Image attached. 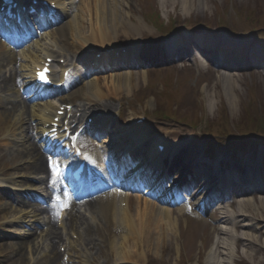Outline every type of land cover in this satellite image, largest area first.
I'll return each mask as SVG.
<instances>
[{
    "label": "bare ground",
    "instance_id": "6f19581e",
    "mask_svg": "<svg viewBox=\"0 0 264 264\" xmlns=\"http://www.w3.org/2000/svg\"><path fill=\"white\" fill-rule=\"evenodd\" d=\"M60 4L61 10L59 11L62 15V19L69 18V21L66 24H62L58 26L53 33H49L48 35L53 37L55 34H59L60 39H65L62 41H65L66 43H81L83 42L80 39L81 33L84 30V14L85 12H89L88 5L86 4L87 8L85 9L82 7V5L76 2V0H57ZM89 1V0H88ZM94 7V22L96 28L91 29V40L95 43H98L101 46H107L108 41L112 34L120 35L118 32L120 29L124 28L126 25L128 26V21L131 19V11H129L131 7L132 0H90ZM146 1V0H145ZM163 3V6L171 4H179L181 7V11H189L191 9L198 8L203 9L204 8V0H159ZM84 6V5H83ZM79 8V12L77 13L76 10ZM121 8L124 9V14H120ZM126 9V12H125ZM83 10V11H82ZM86 14V23L88 25ZM61 19V20H62ZM142 19L140 20V23L142 24ZM141 27H144L140 25ZM68 30H70L71 36L68 34ZM139 28L136 27V30ZM129 31V30H128ZM131 32V31H130ZM128 32V34H130ZM127 33V32H125ZM108 35L109 39L105 37V35ZM70 37H72L73 41H70ZM78 40V41H76ZM212 45L207 53L211 54L213 52H216L217 47H214L213 44L218 46V41H210L208 40ZM8 45L0 42V62L3 57H6L10 60V62L13 60V55H5L8 52ZM148 52L154 53V50H148ZM138 57L143 58V54L139 52ZM15 59V58H14ZM212 60H214L213 56L211 57ZM128 64H124V66H127ZM242 66V64L238 62H230V58H227V64L224 66L228 71L233 72L232 74H229L227 72H223L221 74V79L223 77V84L225 86L226 91L229 93V101L233 103L232 98V92L237 93L239 90L237 89V82L240 80L239 77L235 74V70L239 69ZM225 69V70H226ZM135 74L133 71L127 70V71H120V72H113L112 74H109V76H99V75H93L88 78H85L83 80L84 87H83V93L80 96L82 99L86 100H92L94 102H97L98 100L104 99L106 93L102 91V89H99L101 86H99L101 80L104 81V84L106 86H109L112 84L114 86L115 91L116 89H120L124 82H126V85L131 82L132 79H134ZM145 73L137 74V79H143L145 78ZM15 82V80H14ZM13 83L10 81V79H7L6 77L0 76V92H5L7 90H10L13 88ZM90 90V91H89ZM94 90V91H92ZM231 91V92H230ZM76 92H71L70 95L66 97L72 98L75 97ZM234 95V94H233ZM212 104L215 102V95L210 96ZM76 98V97H75ZM67 102V101H63ZM46 104V103H45ZM51 103H47L46 105L49 106ZM5 105H8L9 108H5ZM233 105V104H232ZM29 105L26 102H22L17 100L15 97L14 99L10 98H0V126L5 127L8 125V123H11V119L13 118V115L18 117L19 122L21 123V127L23 129V132H27L29 129V122L26 121V115L29 111ZM107 109H110L108 106ZM17 119V118H14ZM130 121H132L130 119ZM129 121V122H130ZM12 123L10 124V126ZM132 126V124L130 123ZM123 126L120 130H118L116 133H114L115 137L120 138V142L122 144H114L111 145L108 144V139H103L101 143L100 150L98 151L97 157L98 160L96 161L95 167L98 166L100 170L103 171L104 177L108 180H111L110 177L114 174V168H111L110 171H108L107 166V159L106 155L109 152L108 149L118 148L119 150L124 149L126 146L128 147H138L137 144H133V141L129 138V135L124 133L128 126ZM142 126V128L145 127ZM119 125H117L118 127ZM136 127V126H135ZM120 126L118 127V129ZM138 129L135 133L137 136V139L139 140H151L153 139L155 134H151V132L141 129L140 126H138ZM183 129L181 127H178V129H167L168 132L166 133H175L178 135V131ZM166 133H163L164 135L159 136L161 138H164L167 141L168 145V151L163 154V156L166 155V160L168 163L173 162L171 165V169L174 170L176 164H179L182 161V150H184L188 146V141L184 140V138L180 139L179 136L174 137H168ZM151 135V136H150ZM29 141V142H28ZM8 142L6 140L0 141V147L7 146ZM139 145V144H138ZM120 147V148H119ZM12 152L24 154L27 157L33 158L34 162L31 166L28 168L32 170L35 173H46L48 172L47 166L44 163V153L41 148V146H37L36 143L31 139L27 138V140L21 144L19 143H13L11 146ZM107 150V151H106ZM23 157V155L21 156ZM20 157V158H21ZM109 158V156H108ZM162 157H155L154 161L155 163H161ZM242 168V167H241ZM136 167L134 169L137 170ZM165 169V168H163ZM208 171V170H207ZM209 174L206 176V182L203 183H210L216 181V178L219 177V174L217 173V169L210 170L208 172ZM184 173H182V176ZM129 175L128 177H130ZM163 176V173H162ZM27 183V182H26ZM174 183H176L174 181ZM181 183V182H180ZM29 184V183H27ZM238 184V182H237ZM235 186H238V185ZM31 185V184H29ZM212 187V186H211ZM171 185L169 186V189H171ZM196 188V197L199 195L200 192L201 197L204 198V194L206 192V188L199 185V183L195 186ZM207 188H210L209 186ZM156 186L152 190H155ZM205 189V191H204ZM198 190V193H197ZM254 191H256L254 189ZM252 192H248L246 189L241 190L238 195H226L222 197V200L227 198L231 201V204H227L225 206L221 207V213L222 217L220 220V225L222 231L220 232V235L217 239V245L216 249L213 253L210 252V254L207 257L206 264H223L225 260H227V263H231L232 255H233V245L238 244L240 241H242V246L244 248L245 253L250 258H254L256 253L260 250H264V240H261V236L259 234L264 233V224H261L260 226L259 221L261 219H255L251 212H261L264 205V188L261 190H258V193H260V197L255 199L254 195H251ZM120 190L115 189L113 190L109 196L108 194H105L98 198L99 201L103 203V206L101 207V211L107 213L108 211L111 214L112 219L115 223H117L119 226H123V233L119 236V238L113 239V250L115 252L116 258L118 260V263H128L129 255H130V243L132 238L133 241L135 239L139 238H152V242L158 244L156 245L159 248V245L166 243L168 240V236L170 232L168 231V227L171 228V231L176 235L179 236V216L183 214L184 210L181 208L171 209L167 207H163L162 203H159L158 200L161 199H150L149 197H142L137 196L136 198V205L138 207L136 214H132V201L131 198L129 201V208L131 212V232L130 234H127L124 230V221L122 218V209H121V200L123 199L121 196H118ZM171 195H173V192L169 191ZM204 193V194H203ZM246 193H249L250 195H246ZM199 198V199H200ZM24 204L30 205V201L22 199L19 200ZM162 201V200H161ZM232 202H235L238 205V209L234 211L232 209ZM92 203V202H90ZM231 208V209H230ZM45 210V209H43ZM255 214V213H253ZM136 216V217H135ZM168 220V221H167ZM77 224L80 225V227L84 228L87 231H92V227L89 224L85 225L84 218L76 219L75 221ZM242 222L241 224H239ZM264 222V221H263ZM48 234V233H47ZM60 235L59 232H56L55 228H52L49 232V236L51 239L58 237ZM89 235V234H87ZM132 237V238H131ZM50 260L53 261V264H56L59 260V254L56 253L55 245L50 246ZM127 257V258H125ZM228 258V259H227Z\"/></svg>",
    "mask_w": 264,
    "mask_h": 264
},
{
    "label": "rangeland",
    "instance_id": "374dc122",
    "mask_svg": "<svg viewBox=\"0 0 264 264\" xmlns=\"http://www.w3.org/2000/svg\"><path fill=\"white\" fill-rule=\"evenodd\" d=\"M157 1H158V4H160L159 0H157ZM212 1H213V3H212ZM226 1L227 0H209L207 3L206 12H199L198 10H193V12L191 14L192 15L195 14L196 17H205V16L214 17L217 14V12H219V8L221 9V8H224L227 5H229L230 13H232V15H234L235 8L241 9L243 7L253 6V4L255 6V5H257L258 1H260L264 4V0H234V4L232 6H230V4H228ZM83 3H84V6L82 5V7H84L86 9L87 8V6H86L87 0L84 1ZM142 4H143V1L141 0V5ZM88 6H89V4H88ZM139 6L140 5H139L138 0H133V8L135 10L140 11ZM160 6H161V4H160ZM167 9L169 11L173 10L174 9L173 4L169 3ZM78 12H79V9H78ZM176 12H179V10H176ZM86 14L87 13L85 12L84 24H86ZM172 70L177 72L181 79H183V77L189 78V81H187L186 88L189 91H191L192 94L193 93L195 94V96L193 95L194 99L199 97V95L201 96V98L203 97L202 89L204 88V86H206V83L197 81V78L194 75H192L193 71L190 68H186L184 70H179V69L174 67ZM239 73L241 75L240 78L242 80H241L240 85H239V92H237L236 94L233 92L231 93L232 98H233V103L229 101V93L227 92L228 90L225 91L224 86L219 85L221 100H223L226 103L227 108L229 110V113L231 115V119L234 121H236L238 119V117L242 111L241 110L242 109V103L247 101L249 98L248 97V91H249L248 86L255 85L258 98L260 99L259 103L264 102V73H262L261 71L258 72L257 70H255V68H249V69L243 68V69H240ZM150 74H152V73H150ZM213 78H214V76L212 77V79H209L208 73L204 77H201V81L207 80L210 92H213V86L215 83V81H214L215 78H214V80H213ZM201 83H202V85H201ZM221 83H223V82H221ZM130 87H132V90L130 91L129 95H130L131 99H133L132 100L133 105H134L133 111L136 112L135 117L138 115H141L143 113H147V111L149 112L147 114H151L153 111H155L156 98L157 97L151 95V94H153L152 92L156 91L152 88L155 86H152V85L146 86L145 81H143L141 83L140 81L133 79V82L131 83ZM155 88L158 89V87H155ZM142 93H143V95H142ZM202 100H203V98H202ZM220 105L221 104L219 102L217 105L211 106L209 99L206 96V99L204 102V107L202 109V113H205V116L207 118H213V117L217 116ZM188 109H189V107H187L185 105L184 108H182L181 110H182V112H186ZM168 123L169 124L172 123L175 126L179 125L174 121L164 122V121L160 120V122L158 124H154L153 126L155 127V130H157V129L163 128V126H165ZM179 126L186 128L185 131L187 132L186 134H182L180 136L195 135L196 138L194 140L197 139V140L201 141L202 143H204V141H206L205 138H202L199 135L200 134V128L193 130V129H191L189 127H185L183 125H179ZM3 136L7 139H10L12 137L11 130L8 128L3 129L1 131V134H0V139H2ZM202 143H201V145H203ZM237 153H239V152H236V154L232 157V156H230V153L228 152V153L224 154V157L227 160H230L233 163H235L237 161V158H236L238 156ZM251 213H257L261 216V218H264V205H263V209L261 212H251ZM210 215H211V218L214 219V221L216 219H219L218 214L214 211L211 212ZM183 218H184V216L180 220V228L184 223L182 221ZM201 221H202V219L199 216H197V217L194 216V218H192L190 221V230L188 231V234H189L188 238H190V236L193 235L192 232L195 231V233H196V236H194L195 237V247H194L195 251L191 255L189 263L185 262L186 264H206V260H205L206 255L205 254L207 253V251L204 254H203V252H201V250L203 249L201 237L207 236V240L209 239L208 241L211 242L214 240V238H216V234L219 232L217 230V226H215L216 224H212L210 222L209 218H205V217L203 219V222L205 223L204 226H206V227L203 229V231H197L198 228L194 227L195 222L200 223ZM204 226H202L201 228H203ZM13 231L19 233L21 230H20V228H17V229H13ZM261 240H264V235L261 236ZM184 242H185L184 238H179L180 246L183 245ZM167 247L164 246L162 249H160L159 253H157V254L155 252H152L150 254V256H152L151 258H153L154 256H157V258H158V260H156L157 264L178 263L175 261L176 253H172L170 250L171 247H169V248H167ZM163 249H165V252H161ZM241 251H243V250L241 249ZM18 260L19 259L16 257L10 264H18L17 263ZM247 260H248L249 264H264V251H262V250L258 251L256 253V255L254 256V258L248 257ZM214 264H217V263H214Z\"/></svg>",
    "mask_w": 264,
    "mask_h": 264
},
{
    "label": "trees",
    "instance_id": "16d2710c",
    "mask_svg": "<svg viewBox=\"0 0 264 264\" xmlns=\"http://www.w3.org/2000/svg\"><path fill=\"white\" fill-rule=\"evenodd\" d=\"M257 115V112H254V113H249V116L250 117H253V116H256ZM250 117H248L249 118V120L251 119ZM253 122V124L255 125V124H259L260 123V125L261 124H263V120L262 119H257V120H255V122L254 121H252Z\"/></svg>",
    "mask_w": 264,
    "mask_h": 264
},
{
    "label": "snow or ice",
    "instance_id": "6c2138e0",
    "mask_svg": "<svg viewBox=\"0 0 264 264\" xmlns=\"http://www.w3.org/2000/svg\"><path fill=\"white\" fill-rule=\"evenodd\" d=\"M40 78H41L42 80H44V79H46V75L42 73V74L40 75Z\"/></svg>",
    "mask_w": 264,
    "mask_h": 264
}]
</instances>
